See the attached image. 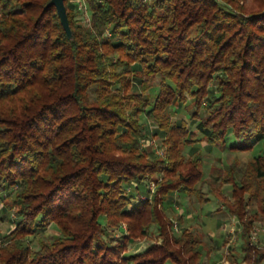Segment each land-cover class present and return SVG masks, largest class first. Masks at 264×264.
Wrapping results in <instances>:
<instances>
[{
  "label": "trees",
  "instance_id": "obj_1",
  "mask_svg": "<svg viewBox=\"0 0 264 264\" xmlns=\"http://www.w3.org/2000/svg\"><path fill=\"white\" fill-rule=\"evenodd\" d=\"M48 1L0 0V201L16 213L0 264H215L165 210L177 190L208 200L204 187L240 221L232 263L261 264L251 232L264 149L224 175L217 166L229 196L205 177L202 150L185 148L264 139V0H86L88 23L65 0L73 38ZM185 104L188 117L173 118ZM143 116L163 153L141 144ZM51 223L56 237L38 234ZM154 225L162 241L129 251Z\"/></svg>",
  "mask_w": 264,
  "mask_h": 264
},
{
  "label": "rangeland",
  "instance_id": "obj_2",
  "mask_svg": "<svg viewBox=\"0 0 264 264\" xmlns=\"http://www.w3.org/2000/svg\"><path fill=\"white\" fill-rule=\"evenodd\" d=\"M76 2V5L80 7L77 17L88 23L90 12L88 11L86 0H70L69 4L74 6V3ZM245 3L255 6V8L258 7L257 1L254 0H246ZM195 30L196 29L194 28L193 32H195ZM135 68L139 69L140 66L137 64L135 65ZM211 95L212 92L209 93V96ZM185 106L186 104L180 108L173 107L171 110L172 117L175 119L179 117L187 118L188 112L191 113L193 109L187 110ZM143 120L148 123L149 129L146 132V136L142 138L141 144L154 153H163L164 148L161 141L162 133H156L158 132L157 124L153 120L148 121L145 116H143ZM236 140L237 137L230 133L223 148L220 147L219 144L213 145L212 148H210L206 141H201V143L194 147L187 145L185 148V152L188 154L195 149L202 150L204 156L202 167L205 172V177H207L213 185L221 187L229 196H231L232 186L230 184H222V181L218 178L215 179L218 173L217 166L225 168L221 171L224 175L227 164L232 162L241 164L246 161L250 162L255 154L262 152L264 149V139L250 150L231 149L229 145ZM160 178H162V174H156L154 177H150L147 181L152 192L155 191L156 181ZM204 190L208 194L209 199L203 201L199 200L195 195H188L184 191H175L166 204V213L169 216H172L176 232H179L182 227H189L199 235L202 241L204 260L206 262L213 260L216 262L215 264H234L232 263L230 253H241V239L238 232L240 221L235 215H231L225 209L220 199L216 197L214 193H208L207 187H204ZM9 199L10 198H5V200L0 201V245L7 243L8 239L3 236L8 234L15 226L16 213L9 206ZM180 213L183 214L184 217L183 223L176 219L177 215ZM123 224L125 228L128 227L127 223ZM263 226L264 217H261L253 225L251 238L257 246L264 244V228H260ZM156 228V225H154L149 236L141 238L138 242L129 243L128 250L131 252L141 251L149 247L155 241L161 242L162 238L156 235ZM59 233V228L55 223H51L47 229L38 232L39 235L48 239H53ZM255 235L257 236V239H255L256 241L253 240V236ZM32 236L29 237L31 238ZM34 246L37 247L36 241H34ZM164 264L175 263L173 260L167 259ZM261 264H264V261H262Z\"/></svg>",
  "mask_w": 264,
  "mask_h": 264
},
{
  "label": "water",
  "instance_id": "obj_3",
  "mask_svg": "<svg viewBox=\"0 0 264 264\" xmlns=\"http://www.w3.org/2000/svg\"><path fill=\"white\" fill-rule=\"evenodd\" d=\"M54 5L61 18V22L70 38H73V31L69 20L65 0H49L46 6Z\"/></svg>",
  "mask_w": 264,
  "mask_h": 264
},
{
  "label": "built area",
  "instance_id": "obj_4",
  "mask_svg": "<svg viewBox=\"0 0 264 264\" xmlns=\"http://www.w3.org/2000/svg\"><path fill=\"white\" fill-rule=\"evenodd\" d=\"M257 228H258V227H257ZM257 228H256V229H257ZM260 228H264V226H263V227H260ZM260 228H259V230H260ZM255 239H257V236H256V235L253 236V240H254V241H256Z\"/></svg>",
  "mask_w": 264,
  "mask_h": 264
}]
</instances>
